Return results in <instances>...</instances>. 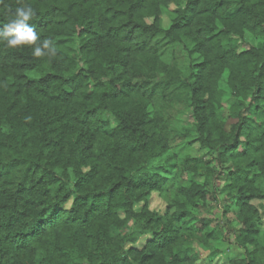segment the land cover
Masks as SVG:
<instances>
[{
    "label": "trees",
    "instance_id": "1",
    "mask_svg": "<svg viewBox=\"0 0 264 264\" xmlns=\"http://www.w3.org/2000/svg\"><path fill=\"white\" fill-rule=\"evenodd\" d=\"M246 31L264 37V0H0V264H15L45 231L118 211L151 230L138 263L174 241L173 225L134 209L166 181L163 166L151 168L165 143L146 106L160 92L189 96L195 141L229 163L234 182L254 164L264 179V43L224 44ZM167 46L185 54L184 69H165ZM225 104L234 119L212 139L208 109ZM94 237L92 264H132L129 250L107 252L105 232Z\"/></svg>",
    "mask_w": 264,
    "mask_h": 264
},
{
    "label": "rangeland",
    "instance_id": "2",
    "mask_svg": "<svg viewBox=\"0 0 264 264\" xmlns=\"http://www.w3.org/2000/svg\"><path fill=\"white\" fill-rule=\"evenodd\" d=\"M167 7L160 14L164 28L169 26L170 12L177 4L172 1ZM228 43L236 44L233 50L239 52L253 45L260 47L264 37L248 31L230 33L224 41ZM167 47L165 69H171L170 64L184 69L185 54L180 53L178 46ZM228 71L222 69L219 76L224 80ZM163 76L151 77L149 81L156 83ZM146 106L161 119L158 131L164 132L165 147L151 168L163 166L164 171L158 172L166 181L142 196L134 209L137 213L146 210L156 214L158 226L167 223L176 230V237L169 245L151 248L147 264H264V179L258 176L256 165H246L247 180L231 179L229 163L219 164L213 150L195 141L194 114L186 93L160 92L151 96ZM214 110L208 109L214 124L212 139L219 137L218 129H229L234 119L226 104L216 114ZM104 119L109 127L115 126L108 112ZM242 192L248 197L244 199L246 205L241 204ZM178 213L185 215L179 219ZM143 223L144 219L138 217L134 225L126 224L124 212L118 211L110 219H95L88 228L63 224L58 230L45 231L32 248L16 255L15 264H92L97 261L93 244L101 245L94 235L103 232L110 243L108 253L129 250L132 264H140L138 259L152 237L151 230H145L147 226ZM133 234H138L135 241L130 240ZM174 255L178 260H174Z\"/></svg>",
    "mask_w": 264,
    "mask_h": 264
}]
</instances>
